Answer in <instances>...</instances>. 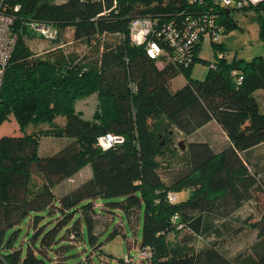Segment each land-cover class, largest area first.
Here are the masks:
<instances>
[{
  "label": "trees",
  "instance_id": "obj_1",
  "mask_svg": "<svg viewBox=\"0 0 264 264\" xmlns=\"http://www.w3.org/2000/svg\"><path fill=\"white\" fill-rule=\"evenodd\" d=\"M189 1L17 0L19 9L11 11L17 42L1 87L0 126L12 119L21 134L0 137V264H92V255L101 260L97 209L120 210L129 221L143 210L138 251L149 253L140 260L144 264H264V214L254 221L246 218L257 234L249 253L228 256L218 240L222 229L229 232L225 220L261 188L248 156L264 144V111L254 97L264 90V57L228 62L222 45L212 43L219 60L213 68L205 61L203 80L192 78L202 42L184 55L161 31L166 23L185 25L207 6ZM248 10L257 13L264 39V5L218 8L217 22L227 33L237 28L232 13ZM137 18L155 22L150 40L162 49L158 59L130 42L129 26ZM31 22L55 29L54 40L71 28L73 40L85 50L67 53L59 46L33 52L28 41L44 39L30 30ZM179 75L185 84L173 90L171 81ZM239 76L243 81L237 85ZM91 94L96 110L85 118L75 104ZM57 117L65 118L62 126L55 124ZM211 122L225 134L220 148L192 141L178 153L175 132L191 136ZM38 124L50 128L25 132ZM106 134L122 136L123 143L102 150L97 140ZM40 137L66 138L67 143L39 156ZM87 165L91 174L84 181L67 193L56 192ZM181 192L188 197L177 202ZM83 230L92 251L77 263V251L85 249ZM210 236L214 240L201 247L194 244ZM121 261L133 260L126 254Z\"/></svg>",
  "mask_w": 264,
  "mask_h": 264
},
{
  "label": "rangeland",
  "instance_id": "obj_2",
  "mask_svg": "<svg viewBox=\"0 0 264 264\" xmlns=\"http://www.w3.org/2000/svg\"><path fill=\"white\" fill-rule=\"evenodd\" d=\"M59 2L60 0H55ZM257 13L254 10H248L245 12L236 11L232 13V18L237 24V28H234L227 33H224L218 41V44L222 45L220 51L224 59L230 62L233 58L249 61L254 57H264V39L260 36V27L256 21ZM73 32L71 28H66L58 39L50 42L39 38H32L28 41L29 48L37 53L41 54L45 50L51 47H64L65 52L69 53L74 51L81 53L85 50V46L73 40ZM214 45L209 41H203L201 43L198 60L192 67L191 77L196 80H203L208 67L205 61L210 63V68L215 60H219L216 57ZM159 66V65H158ZM185 84V79L182 75L175 77L171 81V87L176 90ZM259 109L264 111V90H257L254 93ZM97 100L94 94L77 100L75 108L85 118H91L96 110ZM57 126H62L65 123V118L57 117L54 120ZM50 128L47 124L29 125L26 128V133L38 134L39 130H45ZM21 131L18 129L16 123L11 119L5 124L0 126V137L6 135H20ZM210 143L215 146L216 149L220 148L225 143V134L221 131L220 127L211 122L204 126L202 129L196 131L191 136L184 137L181 133L175 132L173 136L174 147L177 148L178 153L182 154L187 148L189 142L202 141ZM66 138H54V137H40L39 138V156H48L66 145ZM182 146L183 149L180 147ZM250 159V172L256 174L259 181L260 189H264V144L259 145L249 154ZM91 174L89 165L83 167L75 176L65 180L56 188L58 194H64L70 191L73 187H76ZM37 180V176L34 177ZM258 190L255 197L251 200L244 202L241 207L233 213L231 220L226 219V228L229 232H225L222 229L223 236L218 239L220 247L223 252L228 256H234L238 253H249L253 244L257 240V234L251 231L248 226L247 217L251 216L253 221L257 220L262 214H264V191ZM176 201H184L188 197V192H181L176 194ZM97 205L102 206L103 201H95ZM97 214L94 219L96 222L95 233L97 236V245H100L101 252L104 257L99 260L96 255H92V264H128L121 261L126 254L131 256V264H144L140 258H137L138 247L141 242L142 236V221L143 210L138 212L137 218H133L130 221L120 210H111L110 212L97 209ZM240 219L236 221V218ZM220 225V222H219ZM241 230L238 235H234L236 230ZM115 230L121 231L115 237L110 238ZM83 239L85 249L77 251V263L80 260H84L87 255L91 253V247L87 243L85 230ZM183 234V233H182ZM181 234V235H182ZM214 240L213 236L209 239L196 238L194 244L197 247L206 244L208 241Z\"/></svg>",
  "mask_w": 264,
  "mask_h": 264
},
{
  "label": "built area",
  "instance_id": "obj_3",
  "mask_svg": "<svg viewBox=\"0 0 264 264\" xmlns=\"http://www.w3.org/2000/svg\"><path fill=\"white\" fill-rule=\"evenodd\" d=\"M17 0H0V92L4 80L5 69L13 54L17 34L12 30L14 22L13 12L19 9ZM115 3L116 0H113ZM191 4L198 2L202 4L205 2L207 6L203 12L195 16L191 21H187L185 25L174 27L171 24L161 25V31L165 35L166 40L170 46L185 55L189 51L193 43L199 41H209L210 43H217L224 33V28L217 22L216 9H231L243 10L244 8H254L259 5H264V0H190ZM197 3V4H198ZM207 10V11H205ZM30 30L34 31L37 36L46 41H52L56 38V30L47 24L29 23ZM155 32V22L149 18H137L131 21L129 26V40L136 46H143L147 56L151 59H158L162 54V49L159 45L150 40L151 35ZM221 58V54L218 55ZM213 68V65H211ZM236 71L231 73L235 76ZM243 81L242 76L235 79L237 85ZM123 137L119 135L106 134L97 140V146L102 150H107L115 145L123 143ZM175 196L170 195L169 199L173 201ZM176 216L172 221L176 220ZM137 258L141 260L148 259L149 253L146 250L138 251ZM138 258V259H139ZM125 260L129 262L130 258L127 256Z\"/></svg>",
  "mask_w": 264,
  "mask_h": 264
},
{
  "label": "bare ground",
  "instance_id": "obj_4",
  "mask_svg": "<svg viewBox=\"0 0 264 264\" xmlns=\"http://www.w3.org/2000/svg\"><path fill=\"white\" fill-rule=\"evenodd\" d=\"M17 2V1H16ZM16 4V3H15ZM19 6V5H18Z\"/></svg>",
  "mask_w": 264,
  "mask_h": 264
},
{
  "label": "crops",
  "instance_id": "obj_5",
  "mask_svg": "<svg viewBox=\"0 0 264 264\" xmlns=\"http://www.w3.org/2000/svg\"><path fill=\"white\" fill-rule=\"evenodd\" d=\"M225 140H226V138H225ZM205 141V140H204Z\"/></svg>",
  "mask_w": 264,
  "mask_h": 264
}]
</instances>
